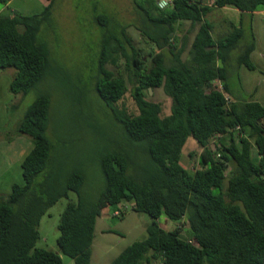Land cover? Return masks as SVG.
<instances>
[{
    "label": "trees",
    "instance_id": "obj_1",
    "mask_svg": "<svg viewBox=\"0 0 264 264\" xmlns=\"http://www.w3.org/2000/svg\"><path fill=\"white\" fill-rule=\"evenodd\" d=\"M160 1L133 0L156 31L137 30L160 51L145 53L125 31L123 41L108 34L91 83L129 144L145 156L144 164L120 149L100 154L102 187L98 198L89 199L82 171L48 170L54 148L48 136L52 99L38 96L18 127L33 143L22 162V182L0 194V264H63L59 253L37 243L43 216L71 191L77 200L71 199L62 214L57 244L76 264H90L97 220L107 207L119 205L117 217L136 211L154 221L147 237L111 264H264V106L236 101L224 81L228 70L218 63L243 31L236 28L215 40L206 20L212 7L202 0H174L169 6ZM54 3L49 0L43 12L30 16L0 13V69L16 71L10 86L15 95L37 89L49 72V52L37 35L42 23L51 20ZM214 6L254 13L264 10V0H217ZM97 20L106 23L102 16ZM183 22L198 26L197 34L186 58L185 47L171 45L174 58L167 64L163 50ZM254 49L252 45L240 60L251 70L256 69L251 62ZM217 80L224 91L214 85ZM160 88L172 100L166 116L160 103L148 100L150 89ZM129 90L138 114L119 106ZM189 138L200 149V167L193 172L181 165ZM163 215L181 224L166 231L157 222Z\"/></svg>",
    "mask_w": 264,
    "mask_h": 264
},
{
    "label": "rangeland",
    "instance_id": "obj_2",
    "mask_svg": "<svg viewBox=\"0 0 264 264\" xmlns=\"http://www.w3.org/2000/svg\"><path fill=\"white\" fill-rule=\"evenodd\" d=\"M48 3L49 0H12L7 7L0 4V11L4 9L5 13L19 12L30 16L43 12ZM98 16H102L106 23H99ZM207 18L212 24L215 40L228 37L237 27L243 31L237 44L224 49L226 58L218 63L228 70L224 81L236 101H256L264 106V13L244 16L241 20L239 14L217 8ZM152 25L142 16L133 0H55L51 20L42 23L37 35L49 52L50 69L44 81L27 95H15L10 90L13 79L7 74L8 69H0V132L4 134V139L0 137V193H10L13 182H22L21 164L31 152L33 143L31 137L18 132V127L27 109L42 94H48L52 99L48 136L54 148L48 170L63 173L82 171L86 175L85 191L89 199L98 198L102 187L97 164L100 154L120 149L137 164H144L145 156L129 144L121 125L114 121L110 109L97 96L91 83L93 75L98 74L102 41L106 35L115 34L123 41L125 31L135 47L145 49V53H158L160 50L147 43L137 30L156 31ZM197 31L198 27L192 29L190 22L177 26L175 34L170 36V45L163 50L167 64L174 58L170 52L171 45H176L178 50L185 47L184 57H188ZM252 45L255 49L251 62L255 70L240 63ZM128 53L132 54L130 49ZM123 69H126L124 65ZM148 100L162 105L163 116L170 114L172 100L162 88L152 90ZM119 106L125 107L130 114L139 113L131 90ZM199 152L198 143L189 138L181 165L188 171H195L200 167L196 155ZM71 199L77 200L75 192H69V198H61L43 216L37 243L38 248L59 253L63 264H76L74 259L59 252L57 244L58 225ZM117 209H122L121 205L107 207L97 220L90 264H111L127 247L147 237V228L153 218L136 211L117 217L114 215ZM185 221L182 228L184 236L188 230ZM157 222L166 231L181 224L166 215Z\"/></svg>",
    "mask_w": 264,
    "mask_h": 264
},
{
    "label": "crops",
    "instance_id": "obj_3",
    "mask_svg": "<svg viewBox=\"0 0 264 264\" xmlns=\"http://www.w3.org/2000/svg\"><path fill=\"white\" fill-rule=\"evenodd\" d=\"M12 1V0H11ZM11 1L9 2V3H11ZM216 1L217 0H202V3L204 4V5H207L208 7H212V11L208 14V15H210V14H212L213 13V11L214 10H217V8H219V7H215L214 5H215V3H216ZM9 3L5 6V7H7L8 5H9ZM223 9H225V10H228V11H231V12H234V13H236V14H239L241 17H242V19L241 20H243V17L244 16H249V15H254V14H259V13H264V10H260V11H256V12H254V13H249V12H241L240 10H238V9H236V8H233V7H230V6H225V7H222ZM3 12H5L4 11V9L3 10H1L0 11V13H3ZM208 17V16H207ZM206 20H207V22H209L208 21V18H206ZM210 23V22H209ZM211 24V23H210ZM212 25V24H211ZM192 27V26H191ZM196 27H198V26H194V27H192V29H196ZM238 28V27H237ZM236 29V28H235ZM7 70V69H6ZM7 74L9 75V77H10V79H13V77H14V75H15V73H16V71H12L11 69H8L7 71ZM12 81V80H11ZM217 81H221V80H217ZM10 86H11V84H10ZM11 90V89H10ZM1 121V120H0ZM0 137L2 138V139H4V134L2 133V132H0ZM1 140V139H0ZM23 162V161H22ZM21 168H22V164H21ZM14 183V182H13ZM13 183L11 184V187H12V185H13ZM15 183H18V182H15ZM21 183V182H20ZM11 187L9 188V191H10V189H11ZM5 192H7V191H5ZM8 193V192H7ZM7 193H3L4 195H7ZM0 194H2V193H0ZM97 225V224H96Z\"/></svg>",
    "mask_w": 264,
    "mask_h": 264
},
{
    "label": "built area",
    "instance_id": "obj_4",
    "mask_svg": "<svg viewBox=\"0 0 264 264\" xmlns=\"http://www.w3.org/2000/svg\"><path fill=\"white\" fill-rule=\"evenodd\" d=\"M160 3L163 4L164 6H169V5H173L174 4V0H162ZM214 85L219 86L220 90H222V91L225 90L224 89V86L222 85V82L221 81L216 82ZM226 100H227L228 103H230V101H231V99H230V97L228 95H226ZM218 156H220V155H218ZM115 214L116 215H120L121 212L118 211Z\"/></svg>",
    "mask_w": 264,
    "mask_h": 264
},
{
    "label": "water",
    "instance_id": "obj_5",
    "mask_svg": "<svg viewBox=\"0 0 264 264\" xmlns=\"http://www.w3.org/2000/svg\"><path fill=\"white\" fill-rule=\"evenodd\" d=\"M150 92H152V89H150Z\"/></svg>",
    "mask_w": 264,
    "mask_h": 264
},
{
    "label": "clouds",
    "instance_id": "obj_6",
    "mask_svg": "<svg viewBox=\"0 0 264 264\" xmlns=\"http://www.w3.org/2000/svg\"><path fill=\"white\" fill-rule=\"evenodd\" d=\"M161 1H162V0H161ZM161 1H160V2H161Z\"/></svg>",
    "mask_w": 264,
    "mask_h": 264
}]
</instances>
